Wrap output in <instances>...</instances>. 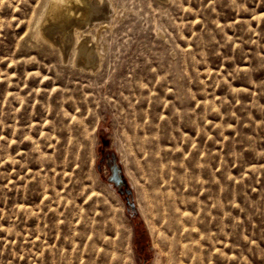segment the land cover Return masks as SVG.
<instances>
[{"label": "rangeland", "instance_id": "obj_1", "mask_svg": "<svg viewBox=\"0 0 264 264\" xmlns=\"http://www.w3.org/2000/svg\"><path fill=\"white\" fill-rule=\"evenodd\" d=\"M48 1L0 0V264H264V0L72 5L89 69Z\"/></svg>", "mask_w": 264, "mask_h": 264}, {"label": "bare ground", "instance_id": "obj_2", "mask_svg": "<svg viewBox=\"0 0 264 264\" xmlns=\"http://www.w3.org/2000/svg\"><path fill=\"white\" fill-rule=\"evenodd\" d=\"M96 1H98L100 3L108 4V6H109V3H106L107 0H92V2H96ZM83 2H87L88 7L90 6V3L88 0H49L48 3L46 2V4H47L46 11H45L46 16L43 15V18L38 19V21L36 20L37 23L34 24V25H36V31H32V29H31V31L34 32V36L36 37L35 39H37L38 41H41V43H43V44L47 43L53 47L58 46V48L60 49V51L63 55L67 54V51L70 50L69 48L74 46V44L76 43V40H77L76 33L78 32L79 37L81 39L79 42H77V44H75L77 48H76V53H74V54L79 55L78 61H79L80 69H84V68L89 69L90 67L96 65L97 62H99L100 51L98 48L99 43L97 44V42H99L98 39L96 40V38L92 37L91 35L85 34L84 33L85 30H82V28H84V26H86V27L88 26V29H91L93 27L92 24H94V23H92V20L86 19L85 14L87 11L85 10V12H84L85 14L81 13L80 16L76 15L77 13L75 11L76 10L75 7H77V5L78 6L81 5ZM72 5H74L75 7H73ZM85 7L87 8V6H85ZM86 8H84V9H86ZM112 8H113V6H112ZM102 10H104L103 11L104 19L108 18L110 16L109 14H111V9L108 10V8H106V9H102ZM41 13H43V12H41ZM58 18L64 19L65 24L67 22H75L78 19H82V20H84L83 22H85V25L84 24L83 25H75L74 24L75 28L67 33V35H66L67 38H64V36H63L64 32L62 33L61 29L52 33L53 36H49L47 34L48 32L44 28V23L46 22V20L52 21V20H56ZM56 24H57V22H56ZM58 24H60V23H58ZM102 27H103V25L100 24L99 28H102ZM61 37H63L62 40H61ZM69 52H71V51H69ZM76 62H77V60H76ZM72 64H74V63H72ZM150 232H152V231H150Z\"/></svg>", "mask_w": 264, "mask_h": 264}]
</instances>
